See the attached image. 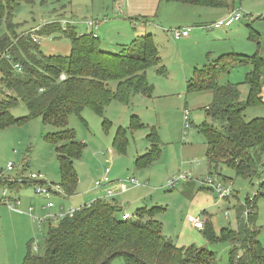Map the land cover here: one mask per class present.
Masks as SVG:
<instances>
[{
    "label": "rangeland",
    "instance_id": "rangeland-1",
    "mask_svg": "<svg viewBox=\"0 0 264 264\" xmlns=\"http://www.w3.org/2000/svg\"><path fill=\"white\" fill-rule=\"evenodd\" d=\"M2 1L0 36L6 34L11 43L18 39L30 42L29 39L33 41L31 35L37 36L35 44L46 55H66L70 51L69 40L60 32L38 36L33 31L55 19L69 21L79 33L97 34L108 50L129 45L142 34L154 36L160 43L163 64L160 65L164 73H159L156 66L147 69L146 78L152 86L149 95L133 94L128 103L113 99L102 116L88 108L79 116H69L66 127L81 141L82 149L73 162L78 177L75 194L61 204L79 206L100 198L129 213L143 205H158L162 207L157 213L162 232L178 247L205 248L215 253L217 264H234L229 254L232 244L210 240L203 229H195L188 218L204 220L208 216L216 238L220 237L224 227L235 229L239 216L237 207L241 205L244 209L243 204L257 192L262 168L250 178L238 176L225 164L216 170L209 169L206 141L197 127L210 121L205 107L211 102L212 94L209 90H190L188 83L192 80L194 67H201L221 53L255 54L264 58V0H227L230 8L241 11L243 18L220 29L202 27L211 22V17L199 25L188 23V14L178 8L186 6L174 0ZM220 9L222 14L227 11L223 6ZM135 19L138 21L134 22ZM87 20L97 21L98 25L87 26ZM184 25L190 28V39L175 40L167 31ZM216 32H220L218 36ZM261 62L258 67L264 77V60ZM253 69L251 61H234L228 72L220 75L218 82L237 84L240 99L244 101L249 92L246 76ZM260 83L262 102L246 106V120L264 117V78ZM111 88H115L114 82ZM184 109L189 110L191 119L186 133L182 129ZM10 113L23 119L0 127V177L13 181L35 173L49 182L60 183L55 145L44 139L47 133L57 132L60 128L44 124L40 117L26 118L27 109L21 101L10 108ZM119 128L123 130V143L121 147H114ZM152 132H156L158 138L159 157L149 165L136 166L135 159L152 148L146 139ZM8 162L14 164L13 170L6 169ZM106 169L110 171V180L134 177L140 185L113 198L102 197V190L96 189L95 182L103 177ZM182 172L188 179L169 189L168 180ZM208 174L216 176L231 196L221 199L209 188L200 187L199 180ZM17 184V189L8 186L1 189L0 186V264H21L28 250L33 255H43L47 229L58 223L51 221L49 224L48 220L38 223L35 218L47 212L41 208L46 201L34 193V183ZM4 189L9 196L20 199V211L9 209L3 203L1 193ZM54 201L58 204V199ZM255 205L253 223L258 231L257 239L264 248V191L257 194ZM30 207L32 212H29ZM112 264L124 262L115 258Z\"/></svg>",
    "mask_w": 264,
    "mask_h": 264
},
{
    "label": "trees",
    "instance_id": "trees-1",
    "mask_svg": "<svg viewBox=\"0 0 264 264\" xmlns=\"http://www.w3.org/2000/svg\"><path fill=\"white\" fill-rule=\"evenodd\" d=\"M174 1L205 6L226 3V0ZM2 3L0 0V8H3ZM60 20L63 19H55L35 30L38 36L60 32L70 43L66 55L43 54L31 39L11 43L6 34L0 36V52L8 48L11 55L10 60L0 59V94L3 95L0 97V127L23 119L10 113V108L21 101L27 109L26 118L40 117L44 124L60 128L47 133L44 139L55 145L61 175L59 184L65 194L71 196L78 182L73 162L79 157L82 144L66 127L69 116H79L85 108L102 116L113 99L128 103L133 94L149 95L152 86L146 78L147 69L156 66L159 73H164V69L150 33L135 37L129 45L108 50L97 34L79 33L69 21L64 19L63 24ZM261 60L255 54L231 52L194 68L188 88L209 90L212 94L211 102L205 107L210 121L197 127L206 141L209 169L216 170L225 164L238 176L250 178L264 166V117L244 118L247 105L262 102L258 67ZM234 61H251L254 66L246 76L249 92L244 101L240 99L237 84L218 82ZM13 63L20 64L21 71H16ZM61 74L64 79H60ZM113 82L114 89L111 88ZM146 139L152 148L135 159L136 166L149 165L159 157L156 132L147 134ZM122 143L123 130L119 128L114 147H121ZM0 184L12 189L19 186L2 177ZM256 197L251 202L253 210L248 222L240 217V205L237 227L222 228L219 238L213 234L211 222L204 220L203 231L210 240L232 244L229 254L234 264H264V248L257 239L258 231L253 223ZM161 209L160 206H143L135 210L134 218L122 220L123 212L117 205L95 199L73 216L49 225L44 254L33 255L28 250L21 264H112L115 258L122 259L124 264H217L213 251L194 246L178 247L166 237L161 222L155 217Z\"/></svg>",
    "mask_w": 264,
    "mask_h": 264
},
{
    "label": "built area",
    "instance_id": "built-area-1",
    "mask_svg": "<svg viewBox=\"0 0 264 264\" xmlns=\"http://www.w3.org/2000/svg\"><path fill=\"white\" fill-rule=\"evenodd\" d=\"M243 18V14L241 13L240 10L238 9H233L231 10L225 17L218 19L208 25H205L204 28L206 29H215V28H224V27H229L231 26L234 22L239 21ZM58 22V21H57ZM63 24L66 23L65 20H60ZM85 24L90 27H96L98 25V22L92 21V20H87L85 21ZM38 30V28L36 29ZM35 29L33 31H36ZM190 28H171L167 30L171 37L175 40L185 38L189 35ZM27 33H24V35ZM37 37V36H36ZM35 36L31 35V38L34 42H37V38ZM6 59L10 60L11 55L9 52V49L6 48L2 52H0V59ZM13 68L16 71H21V65L18 63H13ZM64 74L60 75V79H64ZM191 126V119H190V112L187 109L183 110V120H182V129L183 133H186L188 128ZM199 164V162H197ZM14 164L12 162H8L6 165V169L8 171L13 170ZM261 176L259 179V184H258V190L253 194V197L248 201L250 204L245 203L243 204L244 209H242L241 212V219L245 221L246 223L248 222V215L252 212L253 208L251 206V202L257 196L258 193H261V191H264V166L261 167ZM109 169L105 170V173L103 177L95 182V187L96 189L102 190V197H107V198H113V196L116 193V188L119 189V191L123 192L126 191L134 186H139L140 183L134 178V177H128L125 179H116V180H110L108 177L109 174ZM188 177L185 173H180L176 178L172 180H168L167 186L169 189L174 188L180 181H185L187 180ZM9 180V179H8ZM12 181V180H10ZM14 182L17 183H22L26 181H30L34 183V193L43 198L46 202L45 204L41 207L42 209L47 210V212L42 216L35 218L38 223H42L45 220L49 221V224L51 221H60L66 217H71L73 214L78 211L83 205H89L88 204H82L79 206H64V205H58L55 203V199H63L67 197L65 194L62 186L59 183H53L45 180L41 174H35L31 173L28 177H19V180H13ZM199 186L204 187V188H209L210 190L214 191L219 198L225 199L231 196V193L225 189H223L222 184L217 181L216 176H212L211 174H208L207 177H205L202 180H199ZM6 190H2V201L3 203L6 204V206L9 209L20 211V199L18 197H11L5 192ZM33 208H29V212H32ZM225 216L227 217L228 214L225 213ZM135 216L127 211H124L121 214V219L126 220V219H131L134 218ZM190 221L192 225L195 228L198 229H203L204 227V220L196 218H190ZM36 244L34 245V248H36Z\"/></svg>",
    "mask_w": 264,
    "mask_h": 264
},
{
    "label": "crops",
    "instance_id": "crops-1",
    "mask_svg": "<svg viewBox=\"0 0 264 264\" xmlns=\"http://www.w3.org/2000/svg\"><path fill=\"white\" fill-rule=\"evenodd\" d=\"M178 3H181V2H178ZM185 5L186 6V8H182V7H178V8H180V12H182V13H185V14H188V18H187V22L188 23H193L194 24V26H195V24H198V23H201V22H203V20H205V18H208V17H211V22L210 23H212V22H214V21H216V20H218V19H221V18H223V17H225L231 10H233V8L231 7L230 8V6H229V4L227 3V0H226V3H225V5H219V6H205V5H191V4H185V3H182V5ZM221 6H223V8H227V11L225 12V13H223L222 14V10L220 9V7ZM177 8V9H178ZM217 9H219L218 11H217ZM138 20H136L135 19V21L134 22H137ZM148 21H151V20H148ZM239 22V21H238ZM148 23H150V22H148ZM209 23V24H210ZM235 23V22H234ZM202 24V23H201ZM199 25V24H198ZM207 25V24H206ZM205 26V25H204ZM204 26H202L203 28H204ZM177 28H189V27H187V25H184V26H181V27H177ZM213 29V28H212ZM218 29H220V28H218ZM219 33L220 32H216L215 33V35L216 36H218L219 35ZM225 33H227V32H225ZM151 34V33H150ZM143 35V34H142ZM153 36V35H152ZM153 38H154V36H153ZM182 39H190V35L189 36H187V37H185V38H182ZM154 40H155V42H156V44H157V46H158V49H159V55H160V58H161V62H160V64H162V57H161V54H160V43H158V41H156V39L154 38ZM233 49V48H232ZM234 50V49H233ZM226 53V52H225ZM229 53H231V52H229ZM221 54H224V53H221ZM221 54H219L217 57H219ZM49 55H51V54H49ZM262 60H264V58L263 57H260ZM216 59V58H215ZM163 65V64H162ZM195 68V67H194ZM193 73H194V69H193ZM262 78H264V77H262V75H261V79ZM0 186H1V189L5 186V185H2V184H0ZM131 189V188H130ZM127 191V190H126ZM126 191H123V192H121V191H119V189L118 188H116V193H115V195L116 194H118V193H124V192H126ZM75 194V193H74ZM74 194L73 195H71V196H67V197H65V198H63V199H60V198H58V201H57V203H58V205H63V204H61V202L63 201V200H66V199H70L71 197H73L74 196ZM114 195V196H115ZM113 196V197H114ZM143 206H145L146 208H149V207H147L146 205H143ZM143 206H140V207H143ZM151 206H158V205H151ZM140 207H137L136 209H138V208H140ZM239 205H238V207H237V214L239 213ZM135 209V210H136ZM135 210H134V212H135ZM122 212H124V211H122ZM134 212H130L131 214H134ZM238 216V215H237ZM156 217V219L158 220V221H160L159 220V217H158V215H156L155 216ZM190 218H192V217H189L188 218V221L189 222H191L190 221ZM206 219H208L209 221H210V218L207 216L204 220H206ZM161 222V221H160ZM211 222V221H210ZM161 225H162V223H161ZM194 227V226H193ZM195 228V227H194ZM195 229H198V228H195ZM164 234V233H163ZM173 242V241H172Z\"/></svg>",
    "mask_w": 264,
    "mask_h": 264
}]
</instances>
